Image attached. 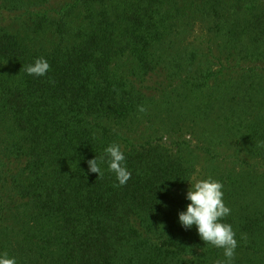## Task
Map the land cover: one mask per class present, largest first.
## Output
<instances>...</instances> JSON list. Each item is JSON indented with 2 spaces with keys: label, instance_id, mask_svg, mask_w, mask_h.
Here are the masks:
<instances>
[{
  "label": "trees",
  "instance_id": "1",
  "mask_svg": "<svg viewBox=\"0 0 264 264\" xmlns=\"http://www.w3.org/2000/svg\"><path fill=\"white\" fill-rule=\"evenodd\" d=\"M112 143L123 186L88 171ZM209 177L233 264H264V0H0V252L214 264L223 249L177 215Z\"/></svg>",
  "mask_w": 264,
  "mask_h": 264
},
{
  "label": "clouds",
  "instance_id": "2",
  "mask_svg": "<svg viewBox=\"0 0 264 264\" xmlns=\"http://www.w3.org/2000/svg\"><path fill=\"white\" fill-rule=\"evenodd\" d=\"M49 70V63L41 57L28 65L25 72L30 76L44 77ZM87 164L88 171L98 174V177L103 176L102 165L107 164V170L115 174L119 186L125 185L132 175L126 166L125 154L117 143L109 144L103 156L99 159L95 156ZM223 187L220 181L211 177L190 182L185 193L189 203L177 215L184 229L190 230L195 226L199 238L205 244L223 249L224 259H218L214 264H233L238 241L232 225L223 222L231 211L223 200ZM0 264H17V259L7 252H0Z\"/></svg>",
  "mask_w": 264,
  "mask_h": 264
},
{
  "label": "rangeland",
  "instance_id": "3",
  "mask_svg": "<svg viewBox=\"0 0 264 264\" xmlns=\"http://www.w3.org/2000/svg\"><path fill=\"white\" fill-rule=\"evenodd\" d=\"M201 29L196 30L195 35H202Z\"/></svg>",
  "mask_w": 264,
  "mask_h": 264
}]
</instances>
